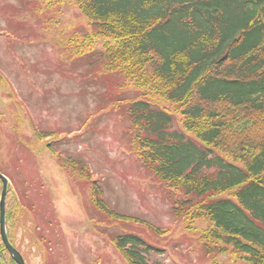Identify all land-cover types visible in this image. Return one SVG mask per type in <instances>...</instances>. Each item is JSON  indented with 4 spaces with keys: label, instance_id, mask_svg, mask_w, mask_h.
I'll list each match as a JSON object with an SVG mask.
<instances>
[{
    "label": "rangeland",
    "instance_id": "374dc122",
    "mask_svg": "<svg viewBox=\"0 0 264 264\" xmlns=\"http://www.w3.org/2000/svg\"><path fill=\"white\" fill-rule=\"evenodd\" d=\"M116 42L94 34L78 0H0V171L10 180L5 207L19 202L7 223L12 244L26 264H129L114 238L133 231L163 249L153 255L161 264H247L242 254L211 248L208 219L191 220L193 209L175 215L180 195L131 147L119 99L149 100L183 130L185 107L135 76L92 64L88 55ZM239 136L214 149L241 166Z\"/></svg>",
    "mask_w": 264,
    "mask_h": 264
},
{
    "label": "trees",
    "instance_id": "16d2710c",
    "mask_svg": "<svg viewBox=\"0 0 264 264\" xmlns=\"http://www.w3.org/2000/svg\"><path fill=\"white\" fill-rule=\"evenodd\" d=\"M78 3L95 35L117 41L96 56L88 51L80 57L88 55L103 72L135 76L185 107L183 130L172 113L149 100H118L126 101L131 147L149 172L180 195L175 215L193 209L191 220L212 223L207 238L216 242L211 248L217 254L237 252L247 264H264V0ZM237 131L241 166L214 149L233 146L225 137ZM69 160L87 171L81 160ZM232 190V197H219ZM100 205L109 217L130 222ZM18 206L7 202L11 226ZM114 240L129 264H161L153 255L163 249L141 234L122 232ZM0 264H16L1 238Z\"/></svg>",
    "mask_w": 264,
    "mask_h": 264
},
{
    "label": "water",
    "instance_id": "95a60500",
    "mask_svg": "<svg viewBox=\"0 0 264 264\" xmlns=\"http://www.w3.org/2000/svg\"><path fill=\"white\" fill-rule=\"evenodd\" d=\"M0 179L3 182V191L0 196V235L5 248L17 264H26L23 254L12 244L9 239L6 216V195L9 191L10 180L0 171Z\"/></svg>",
    "mask_w": 264,
    "mask_h": 264
}]
</instances>
